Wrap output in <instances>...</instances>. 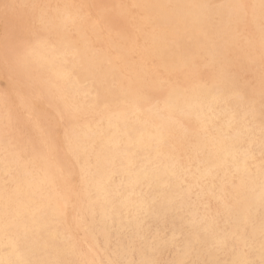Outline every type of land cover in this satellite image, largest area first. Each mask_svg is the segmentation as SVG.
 I'll return each instance as SVG.
<instances>
[{"label":"rangeland","instance_id":"1","mask_svg":"<svg viewBox=\"0 0 264 264\" xmlns=\"http://www.w3.org/2000/svg\"><path fill=\"white\" fill-rule=\"evenodd\" d=\"M12 1L14 2V4ZM81 1H78V0H38V1L37 0H27V1L26 0L25 1L24 0L23 1L22 0H19V1L18 0H0V8H1L0 9V15H1L0 16V21H1L0 22V55H1L0 56L1 57L0 58V65H1L0 66V91H1L0 101H2V105L0 103V115L2 116V117L0 116V129L2 130V131L0 130V136L2 135L3 137V138L0 137V160L3 162L2 163L0 161L1 162L0 163V189L4 190L5 192H10V190L14 187L15 184L20 183L24 179H30L32 176L36 177L37 178L36 180L44 179V186H43L44 194H47L48 192H50L51 189L54 190L55 188H57L58 186L56 185L57 183L59 184V188L64 187L65 189H68L73 195V201H72L71 210L67 214V216L59 215V217L54 219V221H52L50 215H45L39 218L49 223L50 227L55 228L60 233H63L64 235H68L69 237L71 236L72 241L76 243L77 254L80 255L82 259H84L85 257L86 258L90 257L88 255H94L92 259L94 264H115V262H121V264H195V263L196 264H230V263L238 264L239 261L242 264H264V243H263V246H260V243L264 241V205H263L264 203V186H263L264 184V144H263L264 142V118H263L264 117V95H263L264 91H262L264 90V59H263L264 56L261 58V56L264 55L263 54L264 53V21H263L264 12L262 11L258 13V10L260 8L258 1L254 0L255 2H253V0L251 1L250 0H240L241 2L244 1L241 3V5L243 4L242 12H241V16L243 17V20L241 18V20L239 21H234L232 23H229L228 26H226L225 31L224 30L222 31L220 29L219 16L214 15L211 18V20H209V22L205 21L204 24H206V26L204 25L195 26V25H190V24H184L183 22L179 23L177 36L173 35V31L171 27H169L167 24L161 25L159 23L160 12L163 11L166 13H172L173 0H166V1L163 0V3L165 1L164 3L165 5H163L162 9L158 12L150 13L151 15L149 14L150 11L148 7H149L150 2L155 1V0H138V1L137 0H134V1L133 0L132 1L130 0H122V1L121 0H111L112 2L110 0H103V2H101L102 0H94V1L93 0H81ZM227 2L228 0H210V1L208 0L206 3L209 4V8L216 9V8H221V7H227L228 6ZM78 3H79V6H81L82 8L84 7V8L83 9L79 8V6L77 5ZM98 3L100 4L102 3V5L100 6ZM139 3H141V6L139 5ZM70 5L71 7L67 8ZM103 5L105 6L103 7ZM135 5L136 7L139 6V8L137 7V9H135ZM42 8L44 9V13H43ZM116 8L119 10L116 11ZM60 9L62 11H60ZM74 9L77 11H75ZM120 10H121V13L119 12ZM13 11L16 14L13 13ZM39 11H41L42 13ZM79 11H81V13H79ZM96 11L98 13H96ZM109 11L112 14L109 13ZM72 12H74V14L76 15L72 14ZM86 12H89V13H86ZM68 13L72 15L69 14V16L67 17V15L65 14H68ZM77 13H78V16H77ZM117 13L118 14L120 13L123 15L120 16ZM83 14H86V15L84 16ZM95 14L99 16L97 17ZM245 14L246 15L249 14V16L248 15L245 16ZM49 15L51 17H49ZM53 15L55 16L53 17ZM60 15L62 19L60 18ZM79 16L82 17L83 20L85 18L87 19L83 21ZM56 17H58L61 20H64L65 18L66 20H64L63 22L64 23L67 22L66 25L61 21L60 22L61 24H59L60 27L58 25L53 26L54 24L53 22L56 21ZM101 17L103 19H101ZM150 17H152L151 20H150ZM15 18H17L18 20ZM112 18L114 19V21ZM93 20L94 21L96 20V21L93 22ZM108 20H110V22H108ZM4 21L6 23H3ZM25 21L26 22L28 21L27 23L29 25H27ZM98 21L100 22V24ZM145 21H147L148 23L146 24ZM150 21L152 22L150 23ZM106 22H107V25L105 24ZM121 22L122 24H119ZM94 23L95 25H93ZM108 23L114 28V30L115 29L116 30L114 31L113 29H111L112 27H110L109 29L110 25ZM125 23L126 25L124 27ZM138 23H140V25ZM116 25L118 27H116ZM121 25H123V27ZM31 26L33 30L30 28ZM138 26H140L139 29H138ZM259 26H260V29L258 30ZM37 27L38 29H36ZM63 27L65 30L63 29ZM87 27H90L92 30ZM102 27H104L106 31ZM130 27L131 28L133 27V28L131 29ZM83 28L84 30H82ZM122 28H125V29H122ZM126 28H130L132 33L131 31L129 32L130 29H126ZM152 28H154L155 30L154 29L152 30ZM27 29L28 30L30 29V30L28 31ZM117 29H118V32H117ZM140 30H142L145 34L141 32ZM219 30H221L222 32H219ZM254 30H258V31H254ZM30 31L32 32L34 31V33ZM81 31H84V33H82ZM95 32L97 36L94 35ZM116 32L118 35L121 33L119 37L116 34ZM86 33L88 36L86 35ZM91 33L93 34V36ZM249 33H251L252 35L251 34L249 35ZM139 34L143 37V39L145 38V40L141 39L142 37ZM238 34L239 36H237ZM61 35H62V38H61ZM103 35L106 37L108 35L109 36L105 38ZM65 36L67 37V39H69L68 37H70L69 40L72 42L71 44L70 43L67 45L65 44V43L70 42L66 40ZM83 36L86 41L90 40L89 41L90 43L86 42V45H88V47L90 48L89 49L90 51L86 53H83L80 51V47L82 45H80L79 43L80 42L83 43L82 42L84 40L82 39ZM114 36L116 39H114ZM86 37H89V38H86ZM110 37H113V39H110V40L111 41L113 40L114 46L112 45V42L108 40V38ZM173 37L177 38L178 41L181 40L180 45L176 44V45H173L172 47L173 50L177 52V57L179 58L178 60L180 61H179V65H177L176 67L169 68V66H163L164 64L161 61H159L160 60L158 57V54L160 53L159 48L156 47L154 43L155 42L160 43L159 41H162L163 39L167 40ZM124 38H126L127 41ZM135 38L137 39L135 40ZM118 39L120 42H118ZM148 39L150 41H148ZM153 40L154 42H152ZM38 41H41L43 45L44 44L45 45L48 44V45L40 48L37 43ZM100 41H102L103 43L102 42L100 43ZM109 41L111 42V44L109 43ZM122 41L124 43H122ZM260 42L262 44H260ZM74 43L75 44L77 43V44L75 45ZM11 44H13L14 46ZM257 44H259L260 47ZM58 45H60V47ZM61 45L64 47L68 46V50L65 51V55H64L65 57L59 56L60 58H58L60 59L59 61H60L61 67H63V69H65L66 71L73 73L74 75H77V74L80 76L82 74L85 75L84 76L85 78L83 79L84 81L79 86V88L82 91H84L87 96L83 102L81 101L79 97L80 95H77V94L75 95V98L73 100L70 101L69 99L70 94L72 92V88H71L72 82L76 84L78 83L77 82L78 79L76 78L69 79L68 78L69 76L68 77L63 76L61 77V79L60 78L54 79V76L50 73V71H47L48 69L44 65L39 66L41 64L40 58L44 57V60L45 59L49 60V59H53V56L56 55V53H61V51H63ZM117 45H120V46H117ZM77 46H80V47H77ZM99 46H102V47H99ZM71 47L73 48V50H70L72 49ZM122 48H124V50L125 49L127 50H125L124 52ZM143 48L145 49L143 50ZM150 49H152V53L150 52L151 51ZM137 51L139 54L137 53ZM105 52L107 54H105ZM103 53L105 56L104 55L102 56ZM9 54H11L12 56ZM28 54L30 57L28 56ZM34 54H36V56ZM97 54L98 56H96ZM153 54L155 56H153ZM20 56L22 57V59ZM117 56L119 57L120 60L117 58ZM128 56L130 57V59H127L129 58ZM18 57L20 61L18 60ZM85 57H87L88 61L86 60ZM90 57H92L93 59ZM98 57L100 59H98ZM121 57H123L125 64L123 63V61H121L122 60ZM156 57L159 60H157ZM5 58L9 62H7ZM29 58L32 60V63H31V60H29ZM79 58L81 59V61L79 60ZM104 58H106L104 61L105 64H102ZM107 58H109L110 60H108ZM24 59L27 63L29 62L30 63L27 64L24 61ZM33 59L37 61V64L35 61H33ZM96 60L99 61L101 70H103L104 67L105 69L107 68L111 69L112 75H109L104 79H101L100 69L94 63V61ZM16 61L18 62L15 63ZM91 63H94V64H91ZM30 64H35V65L32 66ZM73 65H76L79 68ZM111 65H113V67ZM127 65L129 66V68ZM185 65L187 66L189 65V66L185 67ZM202 65L204 66L205 70ZM208 65H211V66L209 67ZM35 66H38V67H35ZM117 66H121V67H117ZM220 66H223V67H220ZM142 67H144L143 68L144 70L142 69ZM199 67H200V70H199ZM19 68H21V70ZM194 68L198 70L196 71V69ZM33 69L35 70L34 72H33ZM9 70L13 72L11 73ZM19 70L20 72H22L23 70L22 74L17 72ZM25 71L27 73H25ZM130 71H132L134 74H141L145 78L147 83L150 86L152 85L151 86L152 88L155 86L153 90L152 88L151 90L147 88H143V87L142 89L139 88V86L136 83H133L134 81L132 82V76L134 74L132 72L130 73ZM141 71L144 73H142ZM212 72H214V74ZM193 73H195L196 75H194ZM124 75H125V78H124ZM191 75H194L193 76L194 78L191 77ZM206 75L208 77H206ZM209 75L212 79L209 77ZM46 76H48V78ZM203 77L205 78V80ZM15 80L19 84H17ZM32 81H35L36 83L37 81L39 82L36 84L35 82L33 83ZM211 81L213 82L211 83ZM42 82H45V83L47 82V84L42 83ZM201 83L202 85H200ZM40 85L42 88H40ZM179 86L180 88H178ZM181 86L184 88L182 89ZM12 88H14V90H12ZM171 88L173 91L170 90ZM18 89L20 90L18 91ZM45 89L48 92L45 91ZM93 89L97 91L98 96L102 95L103 97V96L108 95V99H113L114 102L121 103L123 105V108L127 110L128 113L130 114L132 122L133 120L136 121L138 119H140V121H144L146 117L149 114H151L150 111H152L151 115L155 117L157 124L159 122V119L156 118V116H154L155 114L163 115L164 118L167 117L166 111L163 109L162 102L164 99L169 97L168 95H176L177 97H186L190 94L192 90L198 89V90L203 91L202 97L206 99L208 102H211V100L215 96L224 97L226 105H223V106L226 108V110L224 109L221 112L220 120L216 124L214 125L208 124L204 127V126H200L201 125L200 122L197 121L195 118L188 117L175 124V127H174L175 129L173 128L170 131V137L168 138L169 140L167 139V141H164L165 143L164 142L161 144H156L155 142L152 143V148L156 152V155H157L156 165L158 167L159 166L163 167L165 165L164 167H168L170 172L172 171L171 174L179 173L178 175H181V178L183 179L182 188L190 191L189 201L191 204H194L197 201L198 197L201 195L202 190L209 192L210 190L208 189L212 188L213 186H216L215 188L221 187V189L225 191V193L223 194V198L208 199L207 197H205L206 204L200 206L198 212L195 215H190L183 209H178V211L175 213L153 212V210H151L149 211V213L146 214V216L145 215L144 217L142 216L143 219L141 220L140 224L139 223L134 224L132 222L130 223L128 222L127 219L120 217L119 214L107 215V216L100 215L98 213V206L95 205L97 200L95 199L93 195L91 196L87 195L89 187H90V178L92 176V173H94L93 172L94 170L91 166H87L85 162L83 161V158L80 155L81 143L79 139L75 138V133H74L76 130L83 131L85 130V128L87 129V127L94 128L95 124L99 122L100 123L105 122L104 119L106 117L108 116L113 117L115 115L114 114V109H115L114 102L110 100H103L104 104H102V102H99V103L97 102L93 104L90 102V99L88 97L91 93L95 92ZM8 90H11V91L9 92ZM15 90H17L18 92L17 91L15 92ZM167 90L168 91L170 90V91L167 92ZM127 91H129L130 93L133 92L132 94H136L137 100L136 99L134 100V104L136 105L135 106L136 108L135 107L133 108L134 105L132 104H131L132 106L129 105L130 102L128 98L126 99V96H129L130 93ZM135 91H137V93ZM152 91L154 94H156L155 95L156 97L154 96V94L151 93ZM13 92L16 94H14ZM256 93L259 94L258 97ZM9 94H11L12 97ZM163 94L165 97H163ZM112 96L113 97L115 96V97L112 98ZM47 97L48 98L50 97V100L47 99ZM118 97H121V99L124 101L122 102L121 99ZM152 97L153 98L155 97V98L153 99ZM6 98L7 100H10V102L7 101ZM16 98H17L18 103L16 100L14 101V99ZM18 98H20V100H18ZM27 98H30L31 100L30 99L26 100ZM148 98H150L149 99L150 101L147 100ZM5 100L8 104L5 102ZM254 104H256L257 106L256 105L254 106ZM8 107L9 109H7ZM81 107H84L85 109L84 112L80 111ZM148 107H150V109ZM5 111L7 113H5ZM95 112L97 113L95 114ZM14 113L15 115H13ZM240 113H241L240 137L230 140L229 133H231L230 129H232L233 126L230 127L229 130H227L225 129L223 124L228 123V120L231 117H234L237 119ZM12 115L13 117L17 116L18 119L20 117V119L17 120V118L14 117L16 119L15 120L14 118L11 117ZM4 117L8 121H6ZM1 118H4L3 119L4 122L2 121ZM30 118L31 120L29 121ZM52 118L54 120H52ZM34 119L36 121H34ZM262 120H263V123H262ZM33 121H34V124H33ZM46 121L47 122L49 121L48 124ZM75 121H77L76 122L77 124L75 123ZM86 122L88 123L90 122V124L87 123L90 126H88ZM28 123L29 124L31 123V124L29 125ZM71 124L73 125V127L71 126ZM27 127L29 128V130ZM39 127L42 129H40ZM198 127H201V130L200 128L197 129ZM34 128H37V129H34ZM47 128L50 133L47 132L46 130ZM42 130L45 132H42ZM51 130H53V132L55 130L56 131L53 133ZM19 131L21 134L19 133ZM28 131H30L31 133H29ZM218 131L222 135V138H225V141L227 142L230 141L232 145H235V148L237 151V157L235 158L234 162H228V163L226 162L225 165L218 168L217 179L215 181H211L210 178H206V177L196 178V175L195 176L193 175L196 173V171H198L202 160L206 156V153L203 151L202 152L195 151L194 149V145L196 141L195 137L200 138L204 142L205 141L210 142L207 145L206 149L212 150V143H213L212 138L215 137V134ZM13 132L16 133V135ZM45 133H47L48 135ZM18 134H20V136L22 135L21 139L19 138L20 136ZM36 134H38V136ZM51 134H53L52 136L55 137V138L53 137L54 138L53 140H52V136H49ZM55 134H58L60 136L58 135L55 136ZM35 136L37 137L34 138ZM23 137H25L26 139ZM27 137H29V139H27ZM31 138L34 141L31 140ZM179 138H181L182 140ZM5 139L8 140V142ZM16 139L19 142L18 141L16 142ZM1 140H3L4 143L1 142ZM54 140L57 145L53 143ZM9 141H11L12 143H10ZM14 142H16L15 147H14ZM18 143L20 146H18ZM23 143L26 144L28 149L27 147L24 146L25 144ZM160 148L162 151L160 150ZM174 148H176L177 150ZM11 149L12 150L15 149V150L12 151ZM175 151L176 153H174ZM39 154L40 156H38ZM171 155L172 157H169ZM59 159H61V161ZM120 167L119 165H117L115 169L118 170ZM48 168L52 171V173L56 177L55 182H53L54 186L49 184L48 177H47ZM114 185H119V188L121 187V195L123 197L130 195L129 178H125L124 180H122L120 174H118L114 178ZM213 192H210V193L212 194ZM139 193L141 195H144L148 201L152 202V204L159 202V197L157 195L150 193L145 187H141L139 189ZM229 202H236L235 209H234V206L230 204ZM227 203H229L230 206H225V204ZM247 213H249L251 217H249L245 221L244 216ZM202 215H209V217L214 218V222L211 224L210 228L209 227L206 228L205 224L200 221V216ZM21 218L24 221H27L28 215L24 214L21 216ZM212 227H215V230H212ZM9 229L10 230L7 232V236L12 237L13 239L16 240V242H19L20 244L19 246L17 245V248H16L17 251L24 250L25 251L24 254L26 255V260L23 261L21 259H18L16 261L17 264H59L55 259H53L49 250L44 249V245L43 247L41 246L37 250H34L33 242L30 239H24L20 241L21 234L18 235V233L20 232L17 229H14L13 227H10ZM89 232L91 233V238L88 236ZM234 233L241 235L243 241L237 242L235 240ZM38 234L39 233H37V230H36L34 232L35 238L38 236ZM43 235L44 234H42L41 237H43ZM218 256L219 257L221 256V257L219 258ZM216 260L217 262H215ZM242 261L245 263H243ZM80 264H87V263H85V261L83 260L80 262Z\"/></svg>","mask_w":264,"mask_h":264},{"label":"bare ground","instance_id":"2","mask_svg":"<svg viewBox=\"0 0 264 264\" xmlns=\"http://www.w3.org/2000/svg\"><path fill=\"white\" fill-rule=\"evenodd\" d=\"M19 1V0H18ZM23 1V0H22ZM25 1V0H24ZM27 1V0H26ZM38 1V0H37ZM78 1H81V0H78ZM94 1V0H93ZM111 1V0H110ZM122 1V0H121ZM132 1V0H130ZM134 1V0H133ZM138 1V0H137ZM166 1V0H165ZM164 1V3H165ZM208 0H173V11L172 13H166V12H160V17H159V23L161 25H168L169 27H171L172 31H173V35H178V26H179V23L183 22L184 24H190V25H197V26H206L205 21H208L211 20V18L214 16V15H217L219 16L220 18V29L223 31L226 30V26H228L229 23H232L234 21H239L243 20V17L241 16V12H242V5L241 3L244 2V1H240V0H228V6L227 7H221V8H216V9H213V8H209V4H207ZM210 1V0H209ZM251 1V0H250ZM259 5H260V0H257ZM7 2V1H5ZM10 2V1H9ZM13 2V1H12ZM55 2V1H54ZM82 2V1H81ZM100 2V1H99ZM103 2V0L101 1ZM112 2V1H111ZM110 2V3H111ZM124 2V1H123ZM253 2H255L253 0ZM11 3V2H10ZM36 3V2H35ZM38 3V2H37ZM53 3V2H52ZM57 3V2H56ZM65 3V2H64ZM115 3V2H114ZM135 3V2H134ZM163 3V0H155V1H152L150 2L149 4V14L152 13V12H158L162 9L163 5H165ZM3 4V3H2ZM8 4V3H7ZM14 4V2H13ZM21 4V3H20ZM31 4V3H30ZM40 4V3H39ZM47 4V3H46ZM81 4V3H80ZM93 4V2H92ZM100 6L102 5V3H98ZM97 4V6H98ZM113 4V3H112ZM118 4V3H116ZM124 4V3H123ZM144 4V3H143ZM142 4V5H143ZM245 4V3H244ZM79 6V3L77 4ZM91 5V4H90ZM109 5V4H108ZM134 5V4H133ZM138 5V4H136ZM135 5V9H137V7L139 8V6L136 7ZM139 5L141 6V3H139ZM147 5V3H146ZM145 5V6H146ZM168 5V4H167ZM224 5V4H223ZM254 5V4H253ZM4 6V5H3ZM13 6V5H12ZM16 6V5H15ZM14 6V7H15ZM18 6V5H17ZM37 6V5H36ZM40 6V5H39ZM92 6V5H91ZM105 5H103L104 7ZM111 6V5H110ZM121 6V5H120ZM124 6V5H123ZM246 6V5H245ZM244 6V7H245ZM9 7V6H8ZM24 7V6H23ZM35 7V6H34ZM67 7V6H66ZM71 7L68 6L67 8ZM95 7V6H94ZM109 7V6H108ZM116 7V6H115ZM114 7V8H115ZM132 7V6H131ZM147 7V6H146ZM251 7V6H250ZM249 7V9H250ZM254 7V6H253ZM26 8V7H25ZM79 8H82L81 6H79ZM84 8V7H83ZM82 8V9H83ZM93 8V7H92ZM100 8V7H99ZM118 8V7H117ZM116 8V11L119 10ZM120 8V7H119ZM141 8V7H140ZM144 8V7H143ZM252 8V7H251ZM257 8V6H256ZM1 9V8H0ZM16 9V8H15ZM87 9V7H86ZM97 9V8H96ZM95 9V10H96ZM110 9V8H108ZM145 9V8H144ZM147 9V8H146ZM11 10V9H10ZM43 10V13H44V9L42 8ZM46 10V9H45ZM75 10V9H74ZM94 10V12H95ZM113 10V9H112ZM253 10V9H252ZM251 10V11H252ZM37 11V9H36ZM53 11V10H52ZM60 11H62L60 9ZM77 11V10H75ZM84 11V10H82ZM88 11V10H87ZM143 11V10H142ZM264 12V9L261 8V5H260V8L258 10V13L260 12ZM11 12V11H10ZM25 12V11H24ZM41 12V11H39ZM55 12V10H54ZM121 13V10L119 11ZM255 12V11H254ZM12 13V12H11ZM13 13H15L13 11ZM26 13V12H25ZM42 13V12H41ZM47 13V12H46ZM52 13V12H51ZM63 13V12H62ZM79 13H81V11H79ZM86 13H89V12H86ZM96 13H98L96 11ZM101 13V12H100ZM108 13V12H107ZM109 13H111L109 11ZM114 13V12H113ZM118 14V15H123V14ZM147 13V12H146ZM253 13V12H252ZM251 13V14H252ZM16 14V13H15ZM21 14V13H19ZM24 14V13H23ZM22 14V15H23ZM55 14V13H54ZM70 13L68 14H65L67 15V17L69 16ZM72 14H74V12H72ZM70 14V15H72ZM112 14V13H111ZM250 14V15H251ZM10 15V14H9ZM25 15V14H24ZM28 15V14H27ZM46 15V14H45ZM62 15V14H61ZM61 15H60V18H61ZM76 15V14H74ZM84 16L86 14H83ZM94 15V14H93ZM96 15V14H95ZM102 15V14H101ZM104 15V13H103ZM106 15V14H105ZM108 15V14H107ZM115 15V14H114ZM117 15V16H118ZM151 15V14H150ZM249 16V14H247ZM245 14V16H247ZM1 16V15H0ZM26 16V15H25ZM55 15H53L54 17ZM77 16H78V13H77ZM82 16V15H81ZM97 16V15H96ZM99 16V15H98ZM97 16V17H98ZM134 16V15H133ZM9 17V16H8ZM12 17V16H11ZM20 17V15H19ZM28 17V16H27ZM45 17V16H44ZM49 17H51L49 15ZM59 17V16H58ZM58 17H56V21L53 22V26L55 25H58L60 27L59 24H61L60 22L66 20L64 18V20H61L59 19ZM80 17V16H79ZM83 17V16H82ZM82 17H80L82 19ZM88 17V16H86ZM253 17V16H252ZM7 18V17H6ZM72 18V17H71ZM77 18V17H76ZM75 18V19H76ZM100 18V17H99ZM98 18V19H99ZM114 18V17H113ZM112 18V19H113ZM119 18V17H118ZM123 18V16H122ZM155 18V17H153ZM248 18V17H247ZM246 18V20H247ZM257 18V17H256ZM3 19V18H1ZM5 19V18H4ZM17 19V18H15ZM27 19V18H26ZM44 19V18H43ZM46 19V18H45ZM51 19V18H50ZM55 19V18H54ZM87 19V18H85ZM85 19L83 21H85ZM91 19V18H90ZM89 19V20H90ZM97 19V18H96ZM101 19H103L101 17ZM107 19V18H106ZM111 19V20H112ZM125 19V18H124ZM152 19V17H150V20ZM253 19V18H252ZM251 19V21H252ZM18 20V19H17ZM21 20V19H20ZM24 20V19H23ZM72 20V19H71ZM100 20V19H99ZM116 20V19H115ZM119 20V19H118ZM130 20V19H129ZM142 20V19H140ZM148 20V19H147ZM155 20V19H154ZM157 20V19H156ZM256 20V19H255ZM6 21V20H5ZM3 22V23H6V22ZM31 21V19H30ZM38 21V20H37ZM42 21V20H41ZM40 21V22H41ZM70 21V20H69ZM73 21V20H72ZM77 21V20H76ZM81 21V20H79ZM81 21V22H83ZM88 21V20H87ZM91 21V20H90ZM96 21V20H95ZM93 20V22H95ZM104 21V20H103ZM102 21V22H103ZM114 21V19H113ZM124 21V20H123ZM262 21V19H261ZM264 21V20H263ZM1 22V21H0ZM13 22V21H12ZM11 22V23H12ZM20 22V21H19ZM26 22V21H25ZM24 22V23H25ZM28 22V21H27ZM26 22V23H27ZM36 22V21H35ZM43 22V21H42ZM49 22V21H48ZM71 22V21H70ZM75 22V20H74ZM89 22V21H88ZM92 22V21H91ZM99 22V21H98ZM108 22H110V20H108ZM112 22V21H111ZM135 22V21H134ZM142 22V21H141ZM144 22V21H143ZM146 24L148 23L147 21H145ZM152 21H150L151 23ZM22 23V22H21ZM33 23V22H32ZM38 23V22H37ZM46 23V22H45ZM64 23V22H63ZM67 23V22H66ZM66 23H64L66 25ZM69 23V22H68ZM104 23V22H103ZM130 23V22H129ZM247 23V21H246ZM250 23V22H249ZM254 23V22H253ZM256 23V21H255ZM258 23V22H257ZM23 24V23H22ZM31 24V23H30ZM47 24V23H46ZM44 24V25H46ZM78 24V23H77ZM82 24V23H81ZM89 24V23H88ZM87 24V26H88ZM100 24V22H99ZM107 25V22L105 23ZM109 24V23H108ZM119 24H122L119 23ZM128 24V23H127ZM140 25V23H138ZM144 24V23H143ZM153 24V23H152ZM158 24V23H157ZM245 24V23H244ZM261 24V23H260ZM3 25V24H2ZM7 25V24H5ZM27 25H29L27 23ZM26 25V26H27ZM32 25V24H31ZM36 25V24H35ZM50 25V23H49ZM63 25V24H62ZM61 25V27H62ZM68 25V24H67ZM73 25V24H72ZM86 25V24H85ZM84 25V26H85ZM95 25V23L93 24ZM110 25V24H109ZM126 23L124 24V27H125ZM136 25V24H135ZM246 25V24H245ZM244 25V26H245ZM255 25V24H253ZM259 25V24H258ZM22 26V25H21ZM74 26V25H73ZM78 26V25H77ZM80 26V25H79ZM99 26V25H98ZM114 26V25H113ZM120 26V25H119ZM123 27V25H121ZM137 26V25H136ZM151 26V25H150ZM154 26V25H153ZM263 26V25H261ZM4 27V26H2ZM7 27V26H6ZM5 27V29H6ZM9 27V26H8ZM92 27V26H90ZM90 27H87V28H90ZM110 27H112L111 25L109 26V29ZM116 27H118L116 25ZM128 27V26H127ZM140 26H138V29H139ZM149 27V26H148ZM23 28V27H22ZM32 30V26L30 27ZM66 28V27H65ZM78 28V27H77ZM94 28V26H93ZM104 28V27H102ZM107 28V27H106ZM131 28V27H130ZM130 28H126V29H130ZM133 28V27H132ZM131 28V29H132ZM142 28V27H141ZM245 28V27H243ZM38 29V27L36 28ZM52 29V28H51ZM64 29V27H63ZM62 29V30H63ZM86 29V28H85ZM91 29V28H90ZM100 29V28H99ZM108 29V28H107ZM111 29L114 30V28L112 27ZM122 29H125V28H122ZM131 29L129 30V32L131 31ZM137 29V30H138ZM154 28H152L153 30ZM247 29V28H246ZM249 29V28H248ZM260 29V26L258 28V30ZM8 30V29H7ZM21 30V29H20ZM28 30V29H27ZM30 30V29H29ZM28 30V31H29ZM65 30V29H64ZM63 30V31H64ZM69 30V29H68ZM84 30V28L82 29ZM87 30V29H86ZM92 30V29H91ZM105 30V28H104ZM116 30V29H115ZM114 30V31H115ZM155 30V29H154ZM221 30H219V32H222ZM250 30V29H249ZM258 30H254V31H258ZM14 31V30H13ZM61 31V30H60ZM99 31V30H98ZM106 31V30H105ZM110 31V30H109ZM134 31V30H133ZM136 31V30H135ZM141 32H143L142 30H140ZM166 31V30H165ZM187 31V30H186ZM32 32V31H30ZM56 32V31H55ZM72 32V31H71ZM82 33H84V31H81ZM117 32H118V29H117ZM116 32V34H117ZM120 32V31H119ZM163 32V31H162ZM34 33V31L32 32ZM36 33V32H35ZM66 33V32H65ZM68 33V32H67ZM73 33V32H72ZM79 33V32H77ZM101 33V32H100ZM132 33V31H131ZM144 33V32H143ZM241 33V32H240ZM55 34V33H54ZM61 34V33H60ZM76 34V33H75ZM92 34V33H91ZM108 34V33H107ZM112 34V33H110ZM121 34V33H120ZM119 34V35H120ZM145 34V33H144ZM162 34V33H161ZM166 34V32H165ZM243 34V33H242ZM251 33H249L250 35ZM21 35V34H20ZM31 35V34H30ZM87 35V33H86ZM95 36L96 35V32L94 33ZM115 35V33H114ZM118 35V34H117ZM118 35V37H119ZM124 35V34H123ZM132 35V34H131ZM140 35V34H139ZM147 35V34H146ZM184 35V34H183ZM248 35V36H249ZM252 35V34H251ZM23 36V35H22ZM27 36V34H26ZM57 36V35H56ZM70 36V35H68ZM79 36V35H78ZM88 36V35H87ZM93 36V34H92ZM104 36V35H103ZM102 36V37H103ZM109 36V35H108ZM107 36V37H108ZM112 36V35H111ZM141 36V35H140ZM239 36V34L237 35ZM241 36V34H240ZM247 36V35H246ZM19 37V36H18ZM17 37V38H18ZM21 37V36H20ZM33 37V36H32ZM36 37V36H35ZM64 37V35H63ZM66 37V36H65ZM77 37V36H76ZM105 38H107L106 36H104ZM135 37V36H134ZM142 37V36H141ZM261 37V36H260ZM16 38V37H15ZM27 38V37H26ZM61 38H62V35H61ZM70 39V37H68ZM78 38V37H77ZM81 38V37H80ZM86 38H89V37H86ZM95 38V37H93ZM97 38V37H96ZM147 38V36H146ZM149 38V37H148ZM157 38V37H156ZM154 38V39H156ZM161 38V37H160ZM252 38V37H251ZM258 38V37H257ZM69 39H67L66 37V40L70 41ZM79 39V38H78ZM84 39L82 42L83 43H79L80 45H82L81 47L80 46H77V47H80V51L83 52V53H86L88 51H90L88 45H86V42H89V41H86L84 36L83 38ZM91 39V38H90ZM100 39V38H99ZM98 39V40H99ZM110 39H113V37H110L108 38V40ZM114 39L115 36H114ZM126 40V38H124ZM137 38H135L136 40ZM143 39V37L141 38ZM152 39V37H151ZM162 39V38H161ZM27 40V39H26ZM61 40V39H60ZM92 40V39H91ZM102 40V38H101ZM121 40V39H120ZM145 40V38L143 39ZM250 40V39H249ZM257 40V39H256ZM30 41V39H29ZM53 41V40H52ZM58 41V40H57ZM55 41V42H57ZM76 41V39H75ZM74 41V42H75ZM81 41V40H80ZM111 41V40H110ZM109 43L111 44L112 42V45H113V40ZM116 41V40H115ZM127 41V40H126ZM147 41V39H146ZM145 41V43H146ZM148 41H150L148 39ZM64 42V41H62ZM102 41H100L101 43ZM118 42L119 39H118ZM117 42V43H118ZM133 42V41H132ZM136 42V41H135ZM134 42V43H135ZM154 42V40L152 41ZM160 43H154V45L156 47L159 48V54H158V57L159 59L157 58V60L161 61L164 65L163 66H169V68H174L176 67L177 65H179V61L178 60L179 58L177 57V52H175L173 50V45H176V44H181V40L178 41L177 38L173 37L171 39H167V40H162V41H159ZM244 42V41H243ZM39 47L42 48L43 46H47V45H43V43L41 41H38L37 42ZM47 43V41H46ZM71 44L72 42H68V43H65L66 45L67 44ZM76 43V44H77ZM90 43V42H89ZM92 43V42H91ZM103 43V42H102ZM122 43H124L122 41ZM126 43V42H125ZM128 43V42H127ZM131 43V42H130ZM133 43V44H134ZM3 44V43H2ZM30 44V43H29ZM59 44V43H58ZM61 44V43H60ZM63 44V45H65ZM75 44V43H74ZM75 44V45H76ZM260 44H262L260 42ZM13 45V44H11ZM91 45V44H90ZM103 45V44H102ZM116 45V44H115ZM132 45V44H131ZM259 46V44H257ZM9 46V45H8ZM14 46V45H13ZM53 46V45H52ZM56 46V45H55ZM60 47V45H58ZM62 46V45H61ZM107 46V45H106ZM114 46V45H113ZM117 46H120V45H117ZM137 46V45H136ZM11 47V46H10ZM22 47V46H21ZM50 47V46H49ZM93 47V45H92ZM98 47V46H97ZM99 47H102V46H99ZM108 47V46H107ZM110 47V46H109ZM122 47V46H121ZM132 47V46H131ZM248 47V46H246ZM245 47V48H246ZM260 47V46H259ZM258 47V48H259ZM262 47V46H261ZM9 48V47H8ZM52 48V47H51ZM56 48V47H55ZM70 48V47H69ZM72 48V47H71ZM154 48V46H153ZM263 48V47H262ZM261 48V49H262ZM13 49V48H12ZM77 49V48H76ZM79 49V48H78ZM100 49V48H99ZM104 49V48H103ZM106 49V48H105ZM118 49V48H117ZM116 49V50H117ZM145 48H143L144 50ZM147 49V48H146ZM149 49V48H148ZM257 49V48H256ZM259 49V50H261ZM7 50V48H6ZM50 50V49H48ZM62 50L61 53H56V55L53 56V59H45L44 60V57L40 58V65H44L48 70L47 71H50V73L54 76V79H58L61 77H68L69 79H78V83H73L72 82V85H71V88H72V92L70 94V101L73 100L75 98V95H80V99L81 101L83 102L85 99H86V93L84 91H82L79 86L80 84L84 81L83 79L85 78L84 76L85 75H74L73 73L69 72V71H66L65 69H63V67H61L60 65V58L59 56H62V57H65V51L68 50V46L64 47L62 46ZM70 50H73L70 49ZM69 50V52H70ZM75 50V49H74ZM109 50V49H107ZM122 50H124V48H122ZM121 50V51H122ZM127 50V49H125ZM124 50V52H125ZM151 53H152V49H150ZM255 50V49H254ZM258 50V49H257ZM263 50V49H262ZM11 51V50H10ZM9 51V52H10ZM19 51V50H18ZM23 51V50H22ZM55 51V50H54ZM93 51V49H92ZM114 51V50H113ZM120 51V50H119ZM118 51V52H119ZM130 51V50H129ZM133 51V50H132ZM16 52V51H15ZM30 52V51H29ZM58 52V51H57ZM79 52V50H78ZM80 52V53H81ZM100 52V51H99ZM110 52V51H108ZM128 52V51H127ZM141 52V51H139ZM149 52V50H148ZM261 52V51H260ZM48 53V52H47ZM51 53V52H50ZM67 53V52H66ZM92 53V52H91ZM112 53V52H111ZM116 53V52H115ZM114 53V54H115ZM133 53V52H132ZM138 53V51H137ZM259 53V52H258ZM2 54V53H1ZM4 54V52H3ZM6 54V53H5ZM15 54V53H14ZM18 54V53H17ZM20 54V53H19ZM24 54V53H23ZM100 54V53H99ZM105 54H107L105 52ZM119 54V53H117ZM125 54V53H124ZM131 54V53H130ZM129 54V55H130ZM139 54V53H138ZM141 54V53H140ZM264 54V53H263ZM11 55V54H9ZM16 55V54H15ZM36 56V54H34ZM38 55V54H37ZM40 55V54H39ZM50 55V54H49ZM52 55V54H51ZM75 55V54H74ZM78 55V54H77ZM85 55V54H84ZM92 55V54H90ZM94 55V54H93ZM104 55V53L102 54V56ZM127 55V54H126ZM125 55V56H126ZM144 55V54H143ZM1 56V55H0ZM5 56V55H4ZM12 56V55H11ZM19 56V55H18ZM25 56V55H24ZM29 56V54H28ZM27 56V57H28ZM32 56V55H31ZM43 56V54H42ZM45 56V55H44ZM69 56V55H68ZM66 56V57H68ZM76 56V55H75ZM74 56V57H75ZM83 56V55H82ZM87 56V55H86ZM98 56V54L96 55ZM101 56V55H100ZM99 56V57H100ZM105 56V55H104ZM110 56V55H109ZM112 56V55H111ZM147 56V55H146ZM153 56H155L153 54ZM157 56V55H156ZM190 56V55H189ZM196 56V55H195ZM202 56V54H201ZM264 55L261 56V58L263 57ZM21 57V56H20ZM30 57V56H29ZM41 57V56H39ZM38 57V58H39ZM73 57V56H72ZM95 57V56H94ZM98 57V59H100ZM114 57V55H113ZM129 57V56H128ZM185 57V56H184ZM197 57V56H196ZM1 58V57H0ZM24 58V57H23ZM52 58V57H51ZM83 58V57H82ZM86 60H87V57H85ZM92 58V57H90ZM88 58V59H90ZM111 58V57H110ZM116 58V56H115ZM117 58L119 59V57L117 56ZM140 58V57H139ZM11 59V58H9ZM15 59V58H14ZM17 59V58H16ZM22 59V57H21ZM27 59V58H26ZM43 59V60H42ZM64 59V58H63ZM84 59V58H83ZM93 59V58H92ZM91 59V60H92ZM105 59L103 60L102 64H105ZM108 60H110L109 58H107ZM116 59V60H118ZM121 61H123V63L125 62L123 60V57H121ZM127 59H130L127 58ZM141 59V58H140ZM264 59V58H263ZM6 60V58H5ZM18 60H19V57H18ZM29 60H31L29 58ZM28 60V61H29ZM79 60L81 61V59L79 58ZM84 60V61H86ZM120 60V59H119ZM148 60V59H147ZM261 60V59H260ZM7 62H9L8 60H6ZM11 61V60H10ZM20 61V60H19ZM22 61V60H21ZM25 61V59H24ZM33 61H35L33 59ZM77 61V60H76ZM88 61V60H87ZM101 61V60H100ZM133 61V60H132ZM139 61V60H138ZM142 61V60H141ZM18 61H16L15 63H17ZM23 62V61H22ZM26 62V61H25ZM24 62V63H25ZM36 64H37V61H35ZM66 62V61H65ZM113 62V61H111ZM129 62V61H128ZM136 62V61H135ZM144 62V61H143ZM149 62V61H148ZM152 62V60H151ZM160 62V63H161ZM205 62V61H204ZM256 62V61H255ZM2 63V62H1ZM27 63V62H26ZM30 63V62H29ZM27 63V64H29ZM31 63H32V60H31ZM63 63V62H62ZM67 63V62H66ZM95 65L100 69V64H99V61H94ZM94 63H91V64H94ZM122 63V64H123ZM139 63V62H138ZM217 63V62H216ZM259 63V62H258ZM4 64V63H3ZM2 64V65H3ZM7 64V63H6ZM11 64V63H10ZM81 64V63H80ZM84 64V63H83ZM90 64V65H91ZM108 64V62H107ZM125 64V63H124ZM128 64V63H127ZM135 64V63H133ZM146 64V63H145ZM191 64V63H190ZM205 64V63H204ZM30 65H35V64H30ZM67 65V64H66ZM85 65V64H84ZM114 65V64H113ZM113 65H111L113 67ZM130 65V64H129ZM1 66V65H0ZM4 66V65H3ZM13 66V65H12ZM11 66V67H12ZM24 66V65H23ZM29 66V65H28ZM73 66H76V65H73ZM79 66V65H78ZM81 66V65H80ZM109 66V64H108ZM110 66V67H111ZM123 66V65H122ZM128 66V65H127ZM131 66V65H130ZM133 66V65H132ZM139 66V65H138ZM187 65H185L186 67ZM189 66V65H188ZM187 66V67H188ZM203 66V65H202ZM209 67L211 65H208ZM22 67V66H21ZM35 67H38V66H35ZM77 67V66H76ZM111 67V68H112ZM117 67H121V66H117ZM126 67V66H125ZM136 67V66H135ZM134 67V69H135ZM184 67V66H183ZM193 67V66H192ZM208 67V68H209ZM220 67H223V66H220ZM263 67V66H262ZM6 68V66H5ZM18 68V66H17ZM34 68V67H33ZM75 68V67H74ZM79 68V67H77ZM82 68V67H81ZM116 68V67H115ZM124 68V67H123ZM129 68V66H128ZM133 68V67H132ZM137 68V67H136ZM141 68V67H140ZM144 67H142L143 69ZM152 68V67H151ZM154 68V67H153ZM204 68V66H203ZM202 68V70H203ZM207 68V67H206ZM21 70V68H19ZM31 69V68H29ZM119 69V68H118ZM122 69V68H121ZM193 69V68H191ZM196 69V68H194ZM216 69V68H215ZM228 69V68H227ZM16 70V69H14ZM19 72L22 74V72ZM43 70V69H42ZM144 70V69H143ZM153 70V69H152ZM198 69H196L197 71ZM199 70H200V67H199ZM201 70V71H202ZM205 70V68H204ZM208 70V69H207ZM217 70V69H216ZM10 71V70H9ZM28 71V70H27ZM32 71V70H31ZM35 70L33 69V72ZM37 71V70H36ZM71 71V70H70ZM76 71V69H75ZM125 71V70H124ZM123 71V72H124ZM156 71V70H155ZM169 71V70H168ZM195 71V70H194ZM200 71V72H201ZM209 71V70H208ZM214 71V70H213ZM11 72V71H10ZM13 72V71H12ZM11 72V73H12ZM97 72V71H96ZM132 71H130L131 73ZM136 72V70H135ZM142 72V71H141ZM178 72V71H177ZM199 72V73H200ZM215 72V71H214ZM214 72H212L214 74ZM221 72V71H220ZM255 72V71H254ZM2 73V72H1ZM16 73V72H15ZM25 73H27L25 71ZM29 73V72H28ZM133 73V72H132ZM144 73V72H142ZM189 73V72H188ZM196 73V72H195ZM195 73H193L194 75H196ZM202 73V72H201ZM207 73V72H206ZM223 73V72H222ZM14 74V73H13ZM33 74V73H31ZM38 74V72H37ZM134 74V73H133ZM171 74V73H170ZM208 74V73H207ZM221 74V73H220ZM24 75V74H23ZM26 75V74H25ZM36 75V74H35ZM34 75V76H35ZM109 75H112L111 73V69H104L101 70L100 69V78L101 79H104L106 78L107 76ZM123 75V74H122ZM153 75V74H152ZM194 75H191V77H193ZM217 75V74H216ZM238 75V74H237ZM7 76V74H6ZM22 76V75H21ZM37 76V75H36ZM117 76V75H116ZM172 76V75H171ZM199 76V75H198ZM202 76V75H201ZM200 76V77H201ZM9 77V75H8ZM7 77V78H8ZM13 77V76H12ZM19 77V76H18ZM48 78V76H46ZM93 77V76H92ZM169 77V76H168ZM190 77V76H189ZM206 77H208L206 75ZM210 77V75H209ZM227 77V76H226ZM3 78V77H2ZM1 78V79H2ZM25 78V77H24ZM27 78V77H26ZM33 78V76H32ZM30 78V79H32ZM116 78V77H115ZM124 78H125V75H124ZM174 78V76H173ZM188 78V77H187ZM194 78V77H193ZM204 78V77H203ZM211 78V77H210ZM215 78V77H213ZM44 79V77H43ZM42 79V81H43ZM130 79V78H129ZM128 79V80H129ZM212 79V78H211ZM210 79V80H211ZM48 80V79H47ZM199 80V79H197ZM205 80V78H204ZM209 80V82H210ZM14 81V80H12ZM31 81V80H30ZM75 81V80H74ZM134 81V82H133ZM186 81V80H185ZM208 81V80H207ZM15 82L17 83V81L15 80ZM28 82V81H27ZM33 83L35 81H32ZM39 81H37L38 83ZM49 82V81H47ZM47 82H42V83H45L47 84ZM52 82V81H51ZM99 82V81H98ZM113 82V81H111ZM128 82V81H126ZM132 82L133 83H136L139 88L142 89L143 88H147L149 90H151V86L147 83V81L145 80V78L141 75V74H134L132 76ZM149 82V81H148ZM164 82V80H163ZM197 82V81H196ZM213 81H211L212 83ZM36 83V82H35ZM36 83V84H37ZM116 83V82H115ZM132 83V84H133ZM151 83V82H150ZM167 83V82H165ZM199 83V82H198ZM204 83V82H203ZM2 84V83H1ZM19 84V83H17ZM27 84V83H26ZM50 84V83H49ZM48 84V85H49ZM86 84V83H85ZM129 84V83H128ZM161 84V83H160ZM170 84V83H169ZM196 84V83H195ZM256 84V83H254ZM259 84V83H257ZM4 85V84H3ZM23 85V83H22ZM31 85V84H30ZM43 85V84H42ZM109 85V84H108ZM117 85V84H116ZM159 85V84H158ZM198 85V84H197ZM202 85V83L200 84ZM210 85V83H209ZM7 86V85H6ZM12 86V85H11ZM10 86V87H11ZM38 86V85H37ZM131 86V85H130ZM141 86V87H140ZM184 86V85H183ZM206 86V85H204ZM263 86V85H262ZM3 87V86H2ZM8 87V86H7ZM13 87V86H12ZM21 87V86H20ZM92 87V86H91ZM128 87V86H127ZM155 87V86H154ZM153 87V88H154ZM169 87V85H168ZM182 87V86H181ZM213 87V86H212ZM254 87V86H253ZM258 87V86H257ZM40 88L41 85H40ZM68 88V87H67ZM70 88V89H71ZM131 88V87H130ZM152 88V90H153ZM180 88V86L178 87ZM184 87H182L183 89ZM214 88V87H213ZM9 89V88H8ZM34 89V88H33ZM129 89V88H128ZM138 89V88H137ZM140 89V90H141ZM145 89V90H147ZM177 89V88H176ZM187 89V88H186ZM256 89V88H255ZM254 89V90H255ZM12 90H14V88H12ZM20 89H18L19 91ZM95 92L94 93H91L89 95V99H90V102L93 104V103H99V102H102L103 103V100H110L112 102L113 99H108V95L106 96H103L100 95L98 96L97 95V91L95 89H93ZM125 90V89H124ZM133 90V89H132ZM131 90V91H132ZM135 90V89H134ZM172 90V88L170 89ZM169 90V91H170ZM208 90V89H207ZM9 92L11 90H8ZM17 90H15L16 92ZM17 91V92H18ZM22 91V90H21ZM35 91V90H34ZM45 91H47L45 89ZM44 91V92H45ZM115 91V90H114ZM144 91V90H143ZM167 90V92H169ZM173 91V90H172ZM212 91V90H211ZM258 91V90H257ZM256 91V92H257ZM264 91V90H262ZM1 92V91H0ZM7 92V91H6ZM48 92V91H47ZM129 92V91H127ZM126 92V94H127ZM137 93V91H135ZM157 92V91H155ZM159 92V91H158ZM165 92V91H164ZM14 93V92H13ZM25 93V92H24ZM41 93V92H40ZM130 93V92H129ZM133 93V92H132ZM130 93L129 96H126V99L128 98L129 100V105H134L133 108L136 106L134 104V100L136 99V94H132ZM149 93V92H147ZM152 94L153 91L151 92ZM162 93V92H161ZM166 93V92H165ZM164 93V94H165ZM173 93V92H172ZM1 94V93H0ZM16 94V93H14ZM13 94V95H14ZM21 94V93H20ZM29 94V93H28ZM42 94V93H41ZM44 94V93H43ZM119 94V93H118ZM159 94V93H158ZM163 94V97H165ZM168 94V93H167ZM166 94V95H167ZM257 94V93H256ZM8 95V93H7ZM11 95V94H9ZM34 95V94H33ZM49 95V93H48ZM125 95V94H124ZM156 94H154L155 96ZM203 95V91L201 90H198V89H195V90H192L190 92V94L186 97H177L176 95H168L169 97H167L166 99L163 100V109L166 111V116L167 117H163V115H158V114H155L154 116H156V118L159 119V122L157 124L156 122V119L155 117H153L151 114H152V111H150L151 114H149L146 119L144 121H140V119L134 121L133 122L131 121V117H130V114L128 113L127 110H125L123 108V105L121 103H115V109H114V116L113 117H106L104 120L105 122H99L97 124H95L94 128H90V127H87V129L85 128V130L83 131H79V130H76L74 133H75V138L79 139L80 143H81V149H80V155L82 156L83 158V161L85 162V164L87 166H91L93 168V172L92 173V176L90 178V187H89V190H88V193L87 195L88 196H91L93 195L95 197V199L97 200L95 205L98 206V213L102 216H107V215H114V214H119L120 217H123L125 219L128 220V222H132L134 224H140L141 220L143 219L144 215L146 216L147 213H149V211L153 210V212H170V213H175L178 211V209H183L185 210L188 214L190 215H195L198 210H199V207L206 204V201H205V197H207L208 199H220V198H223V194L225 193V191L223 189H221V187H217L215 188L216 186H213L212 188H209L208 190H210L209 192H206V191H203L201 192V195L198 197L197 201L194 203V204H191L190 201H189V195H190V191H188L187 189H183L182 188V185H183V179L181 178V175H178V174H171L170 170L168 169V167H158L156 164V152L153 150L152 148V143L155 142L156 144H161L163 143L164 141H167V139L170 137V131L175 127V124L185 118H188V117H193L195 118L197 121L200 122V126H206L208 124L210 125H214L216 124L219 120H220V117H221V112L226 108L223 106V105H226V102H225V98L224 97H220V96H215L213 97V99L211 100V102H208L206 99H204L202 97ZM259 94H257V97H258ZM264 95V94H263ZM5 96V95H3ZM28 96V95H26ZM25 96V97H26ZM43 96V95H42ZM46 96V95H45ZM111 96V95H110ZM117 96V95H116ZM149 96V95H148ZM153 96V95H152ZM12 97V95H11ZM15 97V96H14ZM17 97V96H16ZM30 97V96H29ZM115 97V96H114ZM112 96V98H114ZM156 97V96H155ZM154 97V98H155ZM5 98V97H4ZM121 99V97H118ZM153 98V97H152ZM153 98V99H154ZM252 98V97H251ZM10 99V98H9ZM12 99V98H11ZM30 98H27L26 100H28ZM47 99L50 100V97ZM150 98H148L147 100H149ZM256 99V98H254ZM0 100H1V97H0ZM3 100V99H2ZM7 100V98H6ZM5 100V102H6ZM13 100V99H12ZM17 101V98L14 99V101ZM18 100H20V98H18ZM31 100V99H30ZM44 100V99H43ZM137 100V99H136ZM156 100V99H155ZM154 100V101H155ZM10 102V100H7ZM12 101V102H14ZM80 101V100H79ZM121 101L123 102L124 100L121 99ZM150 101V100H149ZM159 101V100H158ZM255 101V100H254ZM257 101V100H256ZM259 101V100H258ZM262 101V99H261ZM47 102V100H46ZM1 105H2V101H0ZM7 103V102H6ZM18 103V101H17ZM20 103V102H19ZM128 103V102H127ZM143 103V102H142ZM145 103V102H144ZM151 103V102H150ZM155 103V102H154ZM161 103V101H160ZM261 103V102H260ZM8 104V103H7ZM49 104V103H47ZM257 104V103H256ZM254 104V106L256 105ZM17 105V104H16ZM82 105V104H81ZM80 105V106H81ZM131 105V106H132ZM148 105V104H147ZM13 106V105H12ZM90 106V105H89ZM88 106V107H89ZM151 106V105H150ZM154 106V105H153ZM152 106V107H153ZM257 106V105H256ZM6 107V106H5ZM4 107V108H5ZM14 107V106H13ZM27 107V106H26ZM260 107V106H259ZM2 108V109H4ZM136 108V107H135ZM141 108V107H140ZM144 108V107H143ZM150 109V107H148ZM147 108V109H148ZM256 108V107H255ZM9 109V107L7 108ZM6 109V110H7ZM11 109V108H10ZM35 109V107H34ZM84 107H81L80 111L84 112ZM90 110V109H89ZM99 110V108H98ZM97 110V112H98ZM17 111V110H15ZM21 111V110H20ZM56 111V110H55ZM149 111V110H148ZM258 111V110H257ZM4 112V110H3ZM37 112V111H36ZM79 112V111H78ZM95 112V114L97 113ZM155 112V111H154ZM256 112V111H255ZM2 113V112H1ZM5 113H7L5 111ZM34 113V112H33ZM39 113V111H38ZM107 113V112H106ZM260 113V112H259ZM83 114V113H82ZM86 114V113H85ZM100 114V112H99ZM258 114V113H257ZM15 115V113L13 114ZM13 115L11 116L12 118L16 117L17 116H14ZM19 115V114H18ZM81 115V114H80ZM91 115V114H90ZM89 115V116H90ZM1 116V115H0ZM4 116V115H3ZM20 116V115H19ZM27 116V115H26ZM37 116V115H35ZM94 116V115H93ZM133 116V115H131ZM241 113L239 114V117L236 119L234 117H231L229 120H228V123L226 124H223V126L225 127V129L229 130L230 127H232V129H230L231 133L230 136H229V139L230 140H233L235 138H238L240 137V119H241ZM258 116V115H257ZM256 116V117H257ZM2 117V116H1ZM22 117V116H21ZM33 117V116H32ZM52 117V116H51ZM95 117V116H94ZM93 117V118H94ZM98 117V116H97ZM102 117V116H101ZM5 118V117H4ZM4 118H1L2 121ZM10 118V117H9ZM11 118V119H12ZM81 118V116H80ZM85 118V117H84ZM89 118V117H88ZM264 118V117H263ZM9 119V120H11ZM15 119V118H14ZM20 119V117H19ZM17 118V120H19ZM25 119V117H24ZM28 119V118H27ZM6 120V118H5ZM16 120V119H15ZM31 120V118L29 119V121ZM52 120H54L52 118ZM92 120V119H91ZM101 120V119H100ZM257 120V119H256ZM1 121V122H2ZM8 121V120H6ZM26 121V120H25ZM28 121V120H27ZM34 121H36L34 119ZM34 121H33V124H34ZM44 121V120H43ZM94 121V120H93ZM99 121V119H98ZM97 121V122H98ZM4 122V121H3ZM16 122V121H15ZM21 122V121H20ZM47 122V121H46ZM49 122V121H48ZM47 122V124H48ZM77 121H75L76 123ZM96 122V121H95ZM94 122V123H95ZM259 122V121H258ZM37 123V122H36ZM52 123V122H51ZM50 123V124H51ZM85 123V122H84ZM83 123V124H84ZM88 122H86L87 124ZM93 123V122H91ZM105 123V124H104ZM262 123H263V120H262ZM4 124V123H2ZM8 124V123H7ZM5 124V125H7ZM10 124V123H9ZM27 124V123H26ZM29 124V123H28ZM31 124V123H30ZM29 124V125H30ZM32 124V125H33ZM42 124V123H40ZM39 124V125H40ZM45 124V122H44ZM77 124V123H76ZM90 124V122L88 123ZM87 124V125H88ZM28 125V126H29ZM81 125V124H80ZM181 125V124H180ZM194 125V124H193ZM9 126V125H8ZM34 126V125H33ZM68 126V125H66ZM71 126L73 127V125L71 124ZM90 126V125H88ZM190 126V125H189ZM192 126V125H191ZM36 127V126H35ZM51 127V126H50ZM25 128V127H24ZM28 128V127H27ZM40 128V127H39ZM201 130V127H198L197 129ZM9 129V128H8ZM12 129V128H11ZM10 129V130H11ZM32 129V128H30ZM34 129H37V128H34ZM42 129V128H40ZM39 129V130H40ZM53 129V127H52ZM68 129V128H67ZM175 129V128H174ZM204 129V128H203ZM215 129V128H214ZM219 129V128H218ZM1 130V129H0ZM6 130V129H5ZM23 130V128H22ZM25 130V129H24ZM29 130V128H28ZM44 130V129H43ZM42 132H45L43 131ZM47 132L48 131V128L46 129ZM194 130V129H193ZM226 130V131H227ZM2 131V130H1ZM41 131V130H40ZM53 132V130H51ZM56 131V130H55ZM54 131V132H55ZM204 131V130H202ZM23 132V131H22ZM29 133H31L30 131H28ZM53 132V133H54ZM58 132V131H57ZM60 132V131H59ZM174 132V131H173ZM4 133V132H3ZM14 133V132H13ZM20 133V131H19ZM34 133V132H33ZM40 133V132H39ZM50 133V132H49ZM71 133V132H70ZM192 133V132H191ZM2 134V133H1ZM7 134V133H6ZM11 134V133H10ZM16 135V133H14ZM21 134V133H20ZM20 134H18L20 136ZM24 134V133H22ZM47 134V133H45ZM73 134V133H72ZM4 135V134H3ZM28 135V134H27ZM38 136V134H36ZM48 135V134H47ZM53 134L49 135V136H52ZM58 135V134H55V136ZM64 135V134H63ZM204 135V133H203ZM14 136V135H13ZM22 136V135H21ZM21 136L19 137L21 139ZM26 136V135H24ZM37 136H35L34 138H36ZM48 136V137H49ZM60 136V135H58ZM2 137V135L0 136ZM8 137V136H7ZM12 137V136H11ZM47 137V138H48ZM54 136H52V140L55 138H53ZM66 137V135H65ZM68 137V136H67ZM71 137V136H70ZM73 137V136H72ZM202 137V136H201ZM205 137V136H204ZM3 138V137H2ZM5 138V137H4ZM10 138V137H9ZM18 138V137H17ZM25 138V137H23ZM74 138V139H75ZM183 138V137H182ZM203 138V137H202ZM13 139V138H12ZM26 139V138H25ZM27 139H29V137H27ZM50 139V138H49ZM67 139V138H66ZM72 139V138H71ZM181 139V138H179ZM196 141H195V145H194V149L195 151H200V152H205L206 153V156L204 157V159L202 160L200 166H199V169L198 171H196V173L193 175L195 176L196 175V178H201V177H206V178H210L211 181H215L217 179V170L219 167L225 165V163L227 162H234L235 161V158L237 157V151H236V148H235V145H232L231 142H227L225 141V138H222V135L220 134V132L218 131L216 134H215V137L212 138L213 139V143H212V150H207L206 147L207 145L210 143V142H207V141H202L200 138H197L195 137ZM204 139V138H203ZM6 140V139H5ZM31 140H33L31 138ZM30 140V141H31ZM169 140V139H168ZM182 140V139H181ZM8 142V140H6ZM18 140L16 139V142ZM34 141V140H33ZM57 141V140H56ZM62 141V140H61ZM71 141V140H70ZM1 142L4 143L3 140H1ZM10 143H12L11 141H9ZM14 142V147H15V143ZM19 142V141H18ZM23 142V141H22ZM27 142V141H26ZM35 143V142H34ZM33 143V144H34ZM55 143V140L54 142ZM154 143V144H155ZM165 143V142H164ZM8 144V143H7ZM25 144V143H23ZM29 144V143H28ZM36 144V143H35ZM56 144V143H55ZM68 144V142H67ZM66 144V145H67ZM153 144V145H154ZM264 144V142H263ZM57 145V144H56ZM80 145V144H79ZM2 146V145H1ZM6 146V145H5ZM9 146V145H8ZM13 146V145H12ZM18 146L19 143H18ZM23 146V145H22ZM25 147L26 144L24 145ZM30 146V145H29ZM32 146V145H31ZM160 146V145H159ZM158 146V147H159ZM165 146V145H164ZM4 147V146H3ZM11 147V146H10ZM35 147V146H34ZM33 147V148H34ZM57 147V146H56ZM156 147V146H155ZM154 147V148H155ZM175 147V146H174ZM41 148V147H40ZM9 149V148H8ZM28 149V147H27ZM36 149V148H35ZM38 149V148H37ZM57 149V148H56ZM167 149V148H165ZM169 149V148H168ZM172 149V148H170ZM176 149V148H174ZM12 150V149H11ZM15 150V149H13ZM12 150V151H13ZM43 150V149H42ZM161 150V148H160ZM177 150V149H176ZM22 151V149H21ZM32 151V150H31ZM34 151V149H33ZM44 151V150H43ZM158 151V150H157ZM162 151V150H161ZM165 151V150H164ZM171 151V150H170ZM260 151V150H259ZM10 152V151H9ZM15 152V151H14ZM17 152V151H16ZM24 152V151H23ZM22 152V153H23ZM26 152V151H25ZM169 152V151H168ZM38 153V151H37ZM43 153V152H42ZM162 153V152H161ZM164 153V152H163ZM173 153V152H172ZM176 153V151L174 152ZM17 154V153H16ZM26 154V153H25ZM168 154V153H167ZM43 155V154H42ZM41 155V157H42ZM163 155V154H162ZM244 155V154H243ZM27 156V155H26ZM34 156V155H33ZM32 156V157H33ZM37 156V155H36ZM35 156V157H36ZM40 156V154L38 155ZM49 156V155H48ZM60 156V155H59ZM202 156V155H201ZM28 157V156H27ZM165 157V156H164ZM169 157H172L169 156ZM39 158V157H38ZM164 159V158H163ZM169 159V158H168ZM252 159V158H251ZM250 159V160H251ZM42 160V159H41ZM61 161V159H59ZM1 161V160H0ZM19 161V160H18ZM34 161V160H33ZM59 161V162H60ZM2 162V161H1ZM0 162V163H1ZM58 162V161H57ZM63 162V161H62ZM61 162V163H62ZM165 162V161H164ZM170 162V161H169ZM168 162V163H169ZM177 162V161H176ZM3 163V162H2ZM9 163V162H8ZM171 163V162H170ZM17 164V163H16ZM63 164V163H62ZM66 164V163H64ZM197 164V163H196ZM262 164V163H261ZM119 165L122 166L120 167L118 170L115 169V167ZM160 165V164H159ZM189 165V164H188ZM5 166V165H4ZM66 166V165H65ZM68 166V165H67ZM175 166V165H174ZM69 167V166H68ZM64 168V166H63ZM25 169V168H24ZM69 169V168H68ZM260 169V168H259ZM64 170V169H63ZM48 173H47V177H48V181H49V184H51L52 186H54L53 182H55V175L52 173V171L48 168ZM221 172V171H220ZM260 172V171H259ZM62 173V172H61ZM249 173V172H247ZM246 173V174H247ZM120 174L121 176V179L124 180L125 178H129V192H130V195L129 196H126V197H123L121 195V187L119 188V185H114V178L116 175ZM184 174V173H183ZM188 174V173H187ZM225 174V173H224ZM253 174V173H252ZM5 175V174H4ZM185 175V174H184ZM229 175V174H228ZM46 177V178H47ZM261 177V176H260ZM37 178L32 176L30 179H24L22 180L20 183L18 184H15L14 187L10 190V192H5L4 190H1L0 189V264H17V260L18 259H21L23 261L26 260V255L24 254V250H21V251H17V245L19 246V242H16L15 239H13L12 237L10 236H7V232L10 230L9 228L10 227H13L14 229H17L20 233H18V235L21 234V237H20V241L24 240V239H30L32 242H33V249L34 250H37L39 247H43L44 245V249H48L49 252L51 253L53 259H55L59 264H80L81 261H85V263L87 264H94L93 263V257L94 255H88L90 257L88 258H84L82 259L80 257V255L77 254V249H76V243L74 241H72V238L71 236L69 237L68 235H64L63 233H60L59 231H57L55 228L53 227H50L49 223L43 221L42 219H40L39 217H43L45 215H50L51 216V219L52 221H54V219H56L57 217H59V215H65L67 216V214L70 212L71 210V207H72V201H73V195L71 194V192L68 190V189H65L64 187L62 188H59V184L57 183L56 185L57 188H55L54 190L51 189L50 192H48L47 194H44V179H38L36 180ZM229 181V180H228ZM241 181V180H240ZM263 182V180H262ZM197 183V182H196ZM260 183V182H259ZM3 184V183H2ZM1 184V185H2ZM238 184V183H237ZM264 186V184H263ZM141 187H145L150 193L154 194V195H157L159 197V202L158 203H155V204H152L151 201H148L144 195H141L139 193V189ZM113 188V189H112ZM261 188V186H260ZM214 190V192H213ZM259 190V189H257ZM210 192H213L212 194ZM244 192V191H242ZM263 193V192H262ZM116 196V197H115ZM230 196V195H229ZM243 196V195H242ZM245 196V195H244ZM250 198V197H249ZM238 200V199H237ZM240 200V199H239ZM226 201V200H225ZM230 201V200H229ZM243 201V200H242ZM252 202V201H251ZM230 204H232L234 206V209L236 207V202H229ZM227 203L225 204V206H230V204ZM263 203V202H262ZM264 205V203H263ZM224 207V206H223ZM238 207V206H237ZM240 207V206H239ZM246 207V206H245ZM214 208V207H213ZM237 209V208H236ZM249 209V208H247ZM218 211V210H217ZM227 211V210H226ZM237 211V210H236ZM40 213V214H39ZM28 215V220L27 221H24L21 216L22 215ZM90 214V212H89ZM97 214V215H99ZM221 214V213H220ZM228 214V213H227ZM143 216V217H142ZM231 216V215H230ZM88 217V216H87ZM249 217H251V215L249 213L245 214L244 216V220L246 221ZM230 219V218H229ZM235 219V218H234ZM79 220V219H78ZM243 220V221H244ZM200 221L202 223L205 224V227H209L211 226V224L214 222V218H211L209 217V215H202L200 216ZM236 222V220H235ZM191 223V222H189ZM43 231H42V230ZM254 229V228H253ZM37 230V233L38 236L35 238L34 236V232ZM212 230H215V227H212ZM236 230V229H235ZM220 231V230H219ZM204 233V232H203ZM209 233V232H208ZM212 233V232H211ZM43 235V237H41ZM235 234V233H234ZM31 236V237H29ZM88 236L91 238V233L89 232L88 233ZM216 239V238H215ZM228 239V238H227ZM196 240V239H195ZM194 240V241H195ZM235 240L237 242H241L243 241L242 239V236L239 235V234H235ZM209 242V240H208ZM212 242V241H211ZM193 243V241H192ZM218 243V242H217ZM263 243L264 241H262V243H260V246H263ZM195 244V243H194ZM211 244V243H210ZM215 244V243H214ZM216 247V246H215ZM226 248V247H225ZM88 249V247H87ZM218 249V248H217ZM6 250V252H5ZM202 250V249H201ZM241 251V250H240ZM196 252V251H195ZM193 252V253H195ZM225 252V251H224ZM192 253V254H193ZM213 253V252H212ZM216 253V251H215ZM218 254V253H217ZM223 254V253H222ZM204 255V254H203ZM216 256V255H215ZM201 257V256H199ZM214 257V256H213ZM219 257V256H218ZM221 257V256H220ZM219 257V258H220ZM210 258V257H209ZM217 258V257H216ZM210 260V259H209ZM213 260V259H212ZM218 260V259H217ZM217 260L215 262H217ZM232 260V259H231ZM234 260V259H233ZM201 261V260H200ZM203 261V260H202ZM263 261V260H262ZM70 262V263H69ZM180 262V261H179ZM223 262V261H222ZM226 262V261H225ZM240 262V261H239ZM238 262V264H239ZM243 262V261H242ZM98 263V262H97ZM198 263V262H197ZM208 263V262H206ZM233 263V261H232ZM245 263V262H243ZM251 263V261H250ZM196 264V263H195ZM231 264V263H230ZM240 264H242L240 262Z\"/></svg>","mask_w":264,"mask_h":264},{"label":"snow or ice","instance_id":"3","mask_svg":"<svg viewBox=\"0 0 264 264\" xmlns=\"http://www.w3.org/2000/svg\"><path fill=\"white\" fill-rule=\"evenodd\" d=\"M261 8L264 9V0H260ZM115 264H121V262H115Z\"/></svg>","mask_w":264,"mask_h":264}]
</instances>
